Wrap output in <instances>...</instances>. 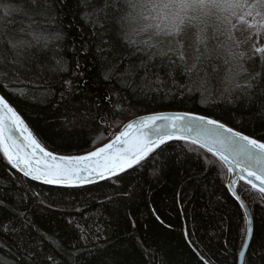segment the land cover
<instances>
[{"label": "snow or ice", "instance_id": "snow-or-ice-1", "mask_svg": "<svg viewBox=\"0 0 264 264\" xmlns=\"http://www.w3.org/2000/svg\"><path fill=\"white\" fill-rule=\"evenodd\" d=\"M77 9L80 20L90 25L91 39L79 50L69 49L81 57L72 69L80 83L61 81L65 114L54 121L61 139L78 141L77 123L83 129L94 120L87 114L73 115L71 121L67 116L70 98L88 83L86 69H95L101 82L145 97L178 93L185 98L199 93L207 96L209 107L227 102L230 112L240 114L241 124L243 113L253 104L264 115V47L254 48L260 54L261 71L240 82V76L247 74L246 57L234 40L237 25L233 23L247 24L251 19L255 22L249 28L258 29L256 35L264 32V0H77ZM69 15H77L69 8V0H0V90L21 96L31 93L33 99L34 90L40 88H44L41 97L55 94L53 74L69 71L63 55L67 32L75 26L72 20L64 23ZM193 30L199 54L189 63L182 51L186 40L181 37ZM165 42L167 48L162 46ZM19 84L26 87H11ZM111 99V95L104 97V101ZM95 108L102 110L103 105ZM114 111L124 114L122 107ZM175 144L180 145L178 150ZM194 147L204 150L203 155L196 153L201 171H212L217 162L229 166V172H237L256 190L254 205L264 201V138L236 131L219 119L192 112L157 113L127 122L114 139L94 150L57 155L42 145L16 108L0 95V154L7 167L45 185L81 187L106 181L122 188L131 183L125 179L131 172L143 174L151 164L149 175L159 176L162 166L183 164L182 156L192 154ZM235 184V179L229 181L230 186ZM226 190L238 207H247L236 188ZM120 198L107 197V202ZM30 199L0 191V211L8 213L0 219V264H120L110 251L115 241L104 227L96 222L85 226L69 218L64 223L76 239L65 247L30 215L26 207ZM246 233L240 254L246 264H264V237L255 245L251 242L256 235L254 222ZM185 235L190 240L193 233L189 230ZM199 261L209 264L203 255Z\"/></svg>", "mask_w": 264, "mask_h": 264}, {"label": "trees", "instance_id": "trees-1", "mask_svg": "<svg viewBox=\"0 0 264 264\" xmlns=\"http://www.w3.org/2000/svg\"><path fill=\"white\" fill-rule=\"evenodd\" d=\"M69 8L77 12L75 17L69 15L64 20L65 24L72 20L75 25L67 32L63 52L69 71L60 75L53 74L51 88L55 94L41 97L39 93L44 88H40L34 90L33 99L31 93L21 96L19 92L12 95L0 90L46 148L64 155L83 154L108 143L128 120L143 113L161 110H186L212 116L254 138H264V115L256 104L243 113L244 122L241 124L240 114L230 112L227 102L209 107L207 96L199 93L185 98H181L178 93L175 96L169 93L166 96L155 94L154 98L145 97L143 94H134L130 88L101 82L95 69H86L84 80L88 83L70 98L67 116L71 121L73 115L87 114L94 117V120L83 129L77 123L75 130L81 133L78 141L61 139L57 134L59 124L54 122L65 114L64 102L59 94L61 81L71 79L73 85L80 83L72 76V69L81 57L77 51L69 49L75 47L79 50L81 44L91 39L90 25L80 20L77 0H69ZM162 46L167 48V42ZM196 47L195 42L191 48H182L189 63L194 62L199 54ZM238 50L244 52L246 57L244 64L247 74L240 76V82H244L249 76L261 71L262 62L259 53L242 48ZM11 87L26 86L19 84ZM106 95H111L110 102L104 101ZM96 104H102V110H97ZM120 107L124 114L114 111ZM175 147L178 150L180 145L175 144ZM198 151L203 155L204 150L194 147L192 154L182 156L183 164L170 162L162 166L159 176L149 175L151 164L146 166L143 174L139 170L131 172L125 177L131 183L124 184L122 188H114L106 181L81 187L45 185L7 167L0 154V191L17 198L22 195L30 197L26 201L30 215L42 230L55 234L56 239L65 247L76 239V233L65 226L66 220L73 218L85 226L98 223L115 241V247L110 251L120 264H200L201 255L209 264H237V258L234 260L233 256H238L245 237V212L238 207L239 202L235 201L231 192L226 190L231 177L228 167L217 162L212 171H201V161L196 155ZM208 158L212 159L210 154ZM236 190L246 202L254 222L256 235L251 242L255 245L264 237V201L254 205L256 190L243 179L237 181ZM33 192L38 195L32 197ZM124 192L128 193L126 197L122 195ZM117 196L121 198L112 203L107 202V197ZM39 200H43L44 204L38 203ZM7 215L6 211H0V219H6ZM86 217L90 219L86 220ZM189 230L193 233L190 240L185 235ZM49 251L46 246L45 254ZM243 264H246L245 256Z\"/></svg>", "mask_w": 264, "mask_h": 264}, {"label": "rangeland", "instance_id": "rangeland-1", "mask_svg": "<svg viewBox=\"0 0 264 264\" xmlns=\"http://www.w3.org/2000/svg\"><path fill=\"white\" fill-rule=\"evenodd\" d=\"M255 21L249 19L248 23L233 21L236 23L237 27L234 30V38L239 42L242 49L254 52L256 47H264V32H260L259 35H256L258 29H250L249 24L254 23ZM182 40H186L183 44V47H193L196 42L195 30L189 32L186 37H181Z\"/></svg>", "mask_w": 264, "mask_h": 264}, {"label": "water", "instance_id": "water-1", "mask_svg": "<svg viewBox=\"0 0 264 264\" xmlns=\"http://www.w3.org/2000/svg\"><path fill=\"white\" fill-rule=\"evenodd\" d=\"M0 95H2L1 93H0ZM177 112H180V113H183V112H192V111H186V110H161V111H155V112H149V113H143V114H141V115H138V116H136V117H134V118H132V119H130V120H128L127 122H129V121H131V120H135V119H138V118H141V117H144V116H148V115H153V114H157V113H177ZM192 113H194V114H197V115H203V114H200V113H196V112H192ZM209 117H211V118H214V117H212V116H209ZM126 122V123H127ZM125 123V124H126ZM124 124V125H125ZM123 125V126H124ZM233 128V127H232ZM123 129V127L121 128V130ZM234 130H236V131H239V130H237V129H235V128H233ZM120 130V131H121ZM245 134V133H244ZM247 135V134H246ZM114 139V138H113ZM43 145V144H42ZM44 146V145H43ZM47 150H49L48 148H46ZM49 151H51V150H49ZM52 152H54V151H52ZM55 154H57V155H64V154H60V153H56V152H54ZM227 167H229V166H227ZM232 179H235L236 180V184H237V181L239 180V179H242V177L240 176V175H238L237 174V172H231V177H230V179H229V181L230 180H232ZM244 180V179H243ZM236 184L235 185H229V183H228V188L229 187H234V188H236ZM243 201H244V199H243ZM244 203L246 204V202L244 201ZM243 210H244V212H245V215H246V221H247V225H246V229H247V227L250 225V222H252V219H251V215H250V211H249V209H248V207H246V208H243ZM246 236H247V233H245V237H244V240H243V242H242V245H241V248H240V250H239V252H238V256H237V264H243V257H244V255H242V254H240L241 253V251H242V247L244 246V241H245V238H246ZM249 239H250V237H249Z\"/></svg>", "mask_w": 264, "mask_h": 264}, {"label": "bare ground", "instance_id": "bare-ground-1", "mask_svg": "<svg viewBox=\"0 0 264 264\" xmlns=\"http://www.w3.org/2000/svg\"><path fill=\"white\" fill-rule=\"evenodd\" d=\"M221 121V120H220ZM222 122V121H221ZM222 123H224V122H222ZM226 124V123H225ZM227 125V124H226ZM227 126H229V125H227ZM229 127H231V126H229Z\"/></svg>", "mask_w": 264, "mask_h": 264}]
</instances>
